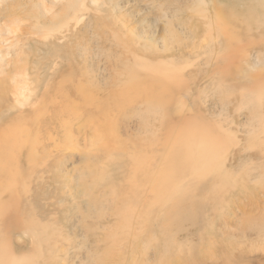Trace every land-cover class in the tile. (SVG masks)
Listing matches in <instances>:
<instances>
[{
	"label": "rangeland",
	"instance_id": "rangeland-1",
	"mask_svg": "<svg viewBox=\"0 0 264 264\" xmlns=\"http://www.w3.org/2000/svg\"><path fill=\"white\" fill-rule=\"evenodd\" d=\"M100 1L0 0V263L264 264V0ZM208 137L215 200L175 158Z\"/></svg>",
	"mask_w": 264,
	"mask_h": 264
},
{
	"label": "bare ground",
	"instance_id": "bare-ground-1",
	"mask_svg": "<svg viewBox=\"0 0 264 264\" xmlns=\"http://www.w3.org/2000/svg\"><path fill=\"white\" fill-rule=\"evenodd\" d=\"M72 1V0H71ZM85 1L86 0H76V3L75 2H73L74 4H72V6H69L68 4V6L69 7H66L65 6V8H67V9H70V10H73V9H76V8H79V9H86V6H85ZM62 2V1H61ZM63 3H64V0H63ZM89 3L91 4V9H93L94 11H101L102 9H104L107 5H108V3H104V2H101L100 0H89ZM89 4V5H90ZM74 5V6H73ZM76 7V8H75ZM67 11V10H66ZM143 11V10H142ZM84 12V11H83ZM76 13H79V12H76ZM76 16H79V15H76ZM69 17V16H68ZM73 18V17H72ZM75 18V17H74ZM77 18V17H76ZM79 18V17H78ZM214 18V17H213ZM80 19V18H79ZM66 20V19H65ZM76 20V19H75ZM216 20V19H215ZM204 21H207V19H205V17H204ZM169 22V21H168ZM229 22V21H228ZM65 23H67V22H65ZM75 23V22H74ZM173 23V22H172ZM172 23H170L169 22V24H170V26L172 25ZM68 24V23H67ZM66 24V25H67ZM69 25V24H68ZM229 25V24H228ZM77 26V25H76ZM206 26V25H205ZM168 27V26H167ZM231 28H232V26H231ZM228 29H230V26L228 27ZM168 30V29H167ZM166 30V31H167ZM219 33H220V31H219ZM231 33V32H230ZM232 33H233V31H232ZM230 34V36H232L233 34ZM138 36V35H137ZM172 39V38H171ZM223 39V38H222ZM262 39H263V37H262ZM225 41H226V39H224ZM223 40V41H224ZM236 40V39H235ZM169 41H170V39H169ZM227 42V41H226ZM225 42V44L223 45V43L221 42V41H217L216 42V44H217V46H218V49H222V48H224V46H226L227 47V43ZM256 45V44H255ZM157 46V45H156ZM163 47V46H162ZM156 48V47H155ZM226 49V48H225ZM226 51V50H225ZM210 52V51H209ZM215 52V51H214ZM211 53V52H210ZM212 55V54H211ZM262 56H264V55H262ZM142 62V61H141ZM143 63V62H142ZM142 63H139V64H142ZM143 66V65H142ZM158 81H156V82H154V83H157ZM153 82L151 83L152 85L154 84ZM139 85H141V84H139ZM156 86V85H155ZM157 86H158V84H157ZM150 87H152V86H150ZM155 90V89H154ZM146 91H148V89H146ZM144 92V91H143ZM25 97H27V96H25ZM28 98H30V97H27V98H25V100H28ZM24 99V98H23ZM151 100H153V98L151 99ZM94 101V100H93ZM99 102V101H98ZM16 103H17V105H20V99L18 100L17 99V101H16ZM156 104H160V103H166V104H168L167 102H164V101H162L161 99H157L156 100V102H155ZM155 103H154V105H155ZM14 105V104H13ZM16 105V106H17ZM77 107V106H76ZM14 108V107H13ZM17 110V109H16ZM192 128V127H191ZM25 131V130H24ZM212 134H213V132H212ZM27 135L28 134H25V132H23L22 130H20V129H17V128H15V129H10V131H8V132H6V133H4V134H0V163H1V165H0V172L1 173H3V171L4 170H6L7 171V169H8V166H10L9 164H11V162H14V164H16V165H12V167L11 168H13V170H15L16 168H17V161H16V157L20 154V144L21 143H23L24 142V140L23 139H25L26 137H27ZM193 136V133H191L190 134V136L189 135H187V137H182V138H180L178 141H174V143H176V145L177 144H179V145H181V144H184V143H186V142H188L189 141V139L187 140V138H190V137H192ZM220 137V136H219ZM211 138V137H210ZM209 137L207 138V140H205L204 142L203 141H201V142H198V143H196L195 145H193V146H191V147H189L188 149L187 148H185L183 151H181V150H179L178 152H176L175 153V158L176 159H181L183 162H182V164L181 165H187V167L186 168H188V170L190 171V172H192L193 174L195 173V172H198V170H196L197 168L198 169H200V170H202V169H205V170H207V171H205V170H203L202 171V174H204V177H207V175L206 174H208V175H210L211 177V179H209V178H205V180H201L200 178V180H193L192 182H193V184L195 185V187L197 186V185H200V184H205V182H207V183H210V184H212V181H213V183L216 181V185H217V190H216V194H215V196H214V200H215V198L218 196V195H220V191H222L225 187H226V185H228V183H230V184H232V181H231V179L229 178V176H228V171L226 170V167L224 166L225 164L223 163L222 165L219 163L218 164V162H217V165L216 166H213L212 165V161H213V159L212 158H216L217 159V157L218 156H214L215 154H216V152H217V146L219 145H217V146H215L216 145V143H214L213 141H215V140H213L212 142L210 141V140H212V139H210ZM206 139V138H205ZM209 139V140H208ZM156 141L158 140V139H155ZM176 140V139H175ZM154 144V143H153ZM157 144V143H156ZM187 144H189V143H187ZM173 145H175V144H173ZM222 145V144H221ZM155 146V145H154ZM224 146V145H223ZM219 147H220V145H219ZM160 147H158V149H159ZM228 148V147H227ZM220 149V148H219ZM160 150V149H159ZM166 150V149H165ZM171 150H172V148L170 147L169 149H168V152L164 155V146H162V148H161V158H163L164 160V163H161L160 161L162 160V159H160V158H158L160 161V165H159V167H155L153 164H155L156 165V163L158 164V162L157 161H155V160H153L152 158L153 157H151L150 158V162H151V167H153V171L154 172H159L160 171V176H162V178H163V166H161L162 164L164 165V166H167L168 164H169V161H171V155H170V152H171ZM167 151V150H166ZM219 152H221V150L219 151ZM154 153H156V151H154ZM158 153H160L159 151H158ZM156 154V155H159V154ZM32 155V154H31ZM154 156V155H153ZM214 156V157H213ZM174 157V156H173ZM144 157L141 155V150H139V151H136L135 153H133L131 156H128L127 157V159L128 160H130V161H132L134 164L136 163L137 164V166L139 165V162H140V160H142ZM224 158H225V154L224 155H222V160H224ZM145 160H146V157H145ZM212 160V161H211ZM220 162V161H219ZM15 166V167H14ZM32 166H35L34 164H33V162H32ZM139 166H141V165H139ZM143 167V166H142ZM141 167V168H142ZM159 168V169H158ZM135 169H136V166H135ZM157 169H158V171H157ZM166 170H167V168H166ZM169 170V169H168ZM18 171V170H17ZM16 171V173L15 174H11V175H13V177L14 178H17V176L16 175H18L19 173ZM9 172V174L11 173V171H8ZM151 172V171H150ZM150 172L148 173V174H150ZM165 173H164V176H166V171H164ZM143 173V172H142ZM145 173H147V172H145ZM151 173H153V172H151ZM155 173V174H156ZM167 174H169V173H167ZM6 175V174H5ZM8 175V174H7ZM145 175H147V174H145ZM196 175V174H195ZM142 177H143V175H141ZM150 176V175H149ZM149 176H147V179H148V177ZM10 178H12L11 176H9ZM169 177V176H168ZM198 177V176H197ZM9 178V179H10ZM14 178H13V180H14ZM164 178H166V177H164ZM8 179V178H7ZM168 179V178H167ZM149 180V179H148ZM166 180V179H165ZM164 180V181H165ZM160 181H161V179H160ZM163 181V180H162ZM166 182V181H165ZM214 184V185H215ZM190 185V184H189ZM221 186V187H220ZM195 187H189L190 189H191V192L193 193L194 191L195 192H197L196 191V189H195ZM193 190V191H192ZM190 190L188 189V192H189ZM180 192H181V190L180 189H178L177 190V193H178V195L180 194ZM187 192V191H186ZM194 192V193H195ZM192 193H191V195H192ZM198 193V192H197ZM182 195H184V194H181L180 196H182ZM219 197V196H218ZM33 232V231H32ZM3 242V241H2ZM1 254V253H0ZM8 254V253H7ZM3 254H1V256H2ZM9 255H11V254H9ZM3 257V256H2ZM16 257V256H15ZM15 257H10L9 259H7V260H5V262H1L0 264H25V260L24 259H17V258H15ZM45 260V259H44ZM43 264H48V263H45V262H43Z\"/></svg>",
	"mask_w": 264,
	"mask_h": 264
}]
</instances>
